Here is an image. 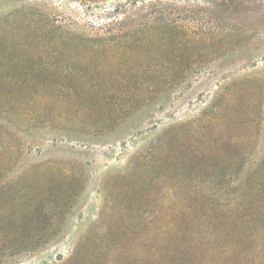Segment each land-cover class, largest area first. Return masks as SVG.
I'll use <instances>...</instances> for the list:
<instances>
[{"label": "rangeland", "instance_id": "374dc122", "mask_svg": "<svg viewBox=\"0 0 264 264\" xmlns=\"http://www.w3.org/2000/svg\"><path fill=\"white\" fill-rule=\"evenodd\" d=\"M134 3L0 1L13 30L54 22L82 38L23 39L0 59L4 101L59 111L32 125L0 119V264H74L110 235L114 263L138 264L140 217L156 233L212 171L235 185L222 156L236 140L248 139L250 162L264 155V0ZM212 108L221 130L204 117Z\"/></svg>", "mask_w": 264, "mask_h": 264}, {"label": "trees", "instance_id": "16d2710c", "mask_svg": "<svg viewBox=\"0 0 264 264\" xmlns=\"http://www.w3.org/2000/svg\"><path fill=\"white\" fill-rule=\"evenodd\" d=\"M135 1L137 0H130V4ZM23 19L26 18L17 21ZM139 19L141 26L158 23L154 18L147 16H141ZM173 28L177 29L178 33L181 31V27L176 24ZM14 29L10 27L8 20L0 21L1 60L10 57L11 52H14V45L20 47L23 39L40 43L82 40L78 36L69 35L64 27H59L54 22H42L37 26L34 21H26ZM174 76L175 82L167 83L170 88L177 86L178 77ZM0 84L12 85L11 81L4 79H0ZM29 84L32 85V82L28 81ZM1 92L0 90V119L25 120L32 125L40 120L59 118V111L55 112L49 108L35 110L11 106V101H4V94ZM138 98H141V102L148 101L151 95L144 93ZM221 111L223 110L212 108L204 116L208 118L210 127L215 125L216 131L221 130L223 126L219 123ZM209 130L213 133V130ZM172 133L173 131L172 137L182 134ZM2 137L0 133V144ZM161 142L163 140H160V147H171L168 142ZM231 146L235 149V154L231 158L222 156V161L229 163L231 159L233 166H237V171L233 173L237 179L235 185L215 184L213 180L226 179L231 174L230 171H212L210 178L213 184L199 190L193 189L191 192L194 199L191 203L183 209L176 207L174 217L167 225L159 222L156 233L150 231L155 221L149 222L145 218H139L136 225L140 234L138 264H264V155L250 162V152H247L250 146L248 139L236 140ZM149 156L153 159L156 154L152 150ZM242 169L245 170V176L241 178ZM113 241L115 240L112 235L97 239L95 245L90 244L85 253L78 251L75 254L74 264H118L114 263L115 250L109 248Z\"/></svg>", "mask_w": 264, "mask_h": 264}]
</instances>
